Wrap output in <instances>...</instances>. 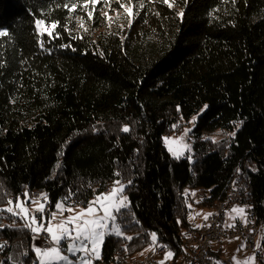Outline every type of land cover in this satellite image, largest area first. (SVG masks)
<instances>
[{"label": "trees", "instance_id": "obj_1", "mask_svg": "<svg viewBox=\"0 0 264 264\" xmlns=\"http://www.w3.org/2000/svg\"><path fill=\"white\" fill-rule=\"evenodd\" d=\"M73 2L70 14L65 0H0L9 34L0 37V208L25 191L46 193L48 213L69 191V203L87 202L119 171L133 181L125 236L105 237L98 264L145 255L151 232L176 261L192 226L191 193L206 189L199 204L208 208L238 176L264 220V0H125L133 15L119 6L123 20L96 37L77 19L92 24L97 12L88 19L90 2ZM34 16L59 25L43 48ZM194 116L191 163L171 157L162 138ZM31 245V232L0 214V262L36 264Z\"/></svg>", "mask_w": 264, "mask_h": 264}, {"label": "snow or ice", "instance_id": "obj_2", "mask_svg": "<svg viewBox=\"0 0 264 264\" xmlns=\"http://www.w3.org/2000/svg\"><path fill=\"white\" fill-rule=\"evenodd\" d=\"M91 3L93 7L87 10L88 19L94 20V13L97 11L95 5L98 0H83L85 6L87 3ZM135 2V0H132ZM164 4L168 7H172V3L169 0H162ZM71 7L68 8V5ZM105 7H110V0H105ZM120 8L128 14L129 17L133 15V9L126 6L124 3H120ZM64 7L68 9L71 14L74 9L77 8V4L73 0H65ZM105 17H108V12L102 13ZM180 16L183 13L179 14ZM129 26L132 21L129 19ZM59 25L57 22L46 23L45 19L34 16V28L39 39L41 48H43V33L41 29L47 32V35L55 39L51 31H47L50 27L51 29L57 28ZM81 27L83 23L81 22ZM7 30H0V37L8 36ZM207 108V106H205ZM179 110V106H178ZM197 117H193L191 123L195 125ZM242 123V122H240ZM240 123L235 125V131L228 133L231 138H235L236 131L239 130ZM176 127L175 125L173 126ZM122 132L128 133L130 128L125 126L121 129ZM191 129H185L184 134L178 139H172L165 137L164 145L167 151L173 155L174 158L179 159L183 155V152L179 147H173L174 144H182L183 149L190 151V147L183 143L185 137ZM209 139V137H205ZM213 143H218L214 138H211ZM64 153L61 152L60 155ZM190 159V157H189ZM60 164L56 165L59 168ZM240 169H237L239 173ZM114 177H117L112 181V186L107 192L97 193L93 189V198L87 202L80 203H69L73 198V193L68 192L67 196L58 200L55 203V211L48 213L47 204L48 196L43 194L42 201L32 200L30 192L25 191L21 196L15 197V200L8 199L6 201V208H0V214H10L12 218V226L14 227L18 222L24 225V229H27L32 234L33 243L31 245L30 251L34 253L36 264H94L95 260L101 259L100 246L105 239L106 235L114 234L117 237H122L124 232L123 225L121 223V216L124 215L125 211L130 207L129 197L126 195V189L133 183L132 180H128L125 184L119 177L122 175L119 171L113 173ZM32 202L38 204L34 212L29 214L28 203ZM39 214L37 216L36 214ZM47 213V215H46ZM68 213V215H64ZM238 214L241 219H244L245 226L247 225L246 219V209L245 207L234 206L230 213L228 214L231 219L235 220L236 217L231 214ZM211 213L204 216L207 220ZM60 219H57V217ZM191 218V217H190ZM234 227L235 225H231ZM201 227V225H197ZM23 230V229H22ZM44 235V239L48 242L49 246L41 248L37 246L34 241ZM151 237V244H158V236L155 232L149 233ZM132 237H127L128 241H131ZM238 239V237H237ZM264 243V241H262ZM163 248H167L166 245H160ZM245 245H242L237 251L243 250ZM261 247V244H257V249ZM3 250V246H0V251ZM127 251V248L125 249ZM29 253L26 250L21 255L27 256ZM142 254V253H141ZM174 253L171 250L166 251L164 259L159 262V264H165V262L171 258ZM71 257H75L72 260ZM15 260L13 257H9V264ZM234 264H254L255 261V250L253 256L248 257L246 260L240 262L233 257ZM4 264V262H0ZM15 264H20V261L16 260Z\"/></svg>", "mask_w": 264, "mask_h": 264}, {"label": "built area", "instance_id": "obj_3", "mask_svg": "<svg viewBox=\"0 0 264 264\" xmlns=\"http://www.w3.org/2000/svg\"><path fill=\"white\" fill-rule=\"evenodd\" d=\"M240 181L241 178L238 176L237 183L233 185V194H231V196H225V206L219 209L218 215H216V217H209L201 224V241L195 242V247L193 249L185 250V252L188 253L186 264H216L215 258L211 254L212 247H207V240H215V244H220L225 239H234L238 237L243 241L247 251L253 252L255 250L259 226L264 224V220L258 219L253 207L248 204L246 193H244ZM207 196L208 194L197 195L191 193V199L194 201H203ZM234 206L245 207L247 219L246 226L244 219H241L239 216L236 217L231 224L235 225L234 227L226 224L227 213H229ZM261 207L264 210V201ZM44 235L45 234H42L39 237L40 240L44 239ZM160 245L165 244L158 242L157 245H154L152 256L150 258H144L143 262L140 264H159L160 254L166 253L168 249ZM226 263H229V261Z\"/></svg>", "mask_w": 264, "mask_h": 264}, {"label": "rangeland", "instance_id": "obj_4", "mask_svg": "<svg viewBox=\"0 0 264 264\" xmlns=\"http://www.w3.org/2000/svg\"><path fill=\"white\" fill-rule=\"evenodd\" d=\"M124 1L125 0H110V7H105L104 6L105 0H98V3L95 5V8L97 9V11H95V12H97V14H98L97 21H94L91 24V23L87 22L88 21L87 20L86 21L87 24L86 25L83 24V26L86 27L90 33H93L92 35L94 37H96V35L98 33H100L103 29H107V28L111 27V22L113 19H115L116 21L117 20H121V21L123 20L122 19L123 15H122L121 11L119 10V5H120V3H125ZM90 7L91 8L93 7V5L91 3H90ZM103 12H108V17H105L102 14ZM81 22L83 23L82 19H77V26L81 27ZM95 25H101V26L95 27ZM102 25H104V26H102ZM47 31L53 32V29H51L49 27ZM41 32L43 33V35H47V32L44 31L43 28L41 29ZM192 119L189 121V123L187 125L183 126L179 132L164 135L163 138L169 137L172 139H178L180 136H182L184 134L185 129H192V126H193V124L191 123ZM163 138H162V143H163L165 150L167 151V148L164 145V139ZM212 138H214L215 140H218L219 134H217L216 136H214ZM183 143L187 144L190 147V151L184 150L182 144H174L173 147L174 148L179 147L181 149V151L183 152V155L181 156V158H187L189 160V162L192 163L194 161V151H193V147H192L191 131L185 137ZM170 155H171V157H173L172 154H170ZM189 157H190V159H189ZM110 188L111 187H109V189ZM31 199L35 200V199H33L32 195H31ZM41 202H43V201H41ZM190 203H191L190 204V213L188 215L189 216L188 219L191 223L195 222L197 224H200L202 222V220L204 219V216L206 215V211L208 210V208L203 207L201 204H199V203H201V201L191 200ZM27 207L29 210V214H31L32 212H34L35 208L38 207V204H34L30 201L28 203ZM229 213H227L226 222L233 220L228 215ZM36 215L39 216L38 213ZM46 215H47V213H46ZM64 215L66 216V215H68V213H64ZM231 215L235 216V217L239 216L238 214H235V213H232ZM57 219H60V217L58 216ZM109 235H114V234H109ZM122 236H125L124 233H122ZM262 241H264V224H261L259 226V231L257 233V239H256V244H255V261H254V264H264V243H262ZM32 243H33V240H32ZM34 243L37 246L43 248L42 244H41V240L39 237L34 241ZM258 243L261 244V247L259 249H257ZM242 245H244V243L241 240V238L225 239L220 244H217L215 246L212 245V249H216V247L221 249V254L218 257H215L216 264H234L233 257H236L237 261L242 262V261L246 260L248 257L253 256L254 251L249 252L245 249V247L243 248V250L238 252L237 250L240 249ZM101 248H102V244L100 246V251H101ZM71 259L75 260L76 258L71 257ZM98 261H99V259L95 260L94 264H98ZM227 261H229V263H226Z\"/></svg>", "mask_w": 264, "mask_h": 264}, {"label": "bare ground", "instance_id": "obj_5", "mask_svg": "<svg viewBox=\"0 0 264 264\" xmlns=\"http://www.w3.org/2000/svg\"><path fill=\"white\" fill-rule=\"evenodd\" d=\"M236 183H237V180L234 184H236ZM233 185H232L231 189L228 191V193L226 194V196H231V194H233ZM109 190L110 189L107 188L104 192H107ZM192 194L204 195V194H208V192L206 189L199 188V189L195 190L194 192H192ZM32 197L35 200L41 201V197L37 196L36 194H33ZM222 206H225V198L222 201L217 202L214 205L208 207V213L212 214L209 217H216V215H218V213H219V209ZM188 235L186 237L185 249H184L183 254L176 261H174L172 258H169L165 263L186 264V261L188 260V253H186L185 250L193 249L195 247V242L201 241L200 227H196V226L192 225L188 231ZM41 244H42V247H48L49 246L48 242L45 239H41ZM214 244H215V240H207V247H212V245H214ZM153 246L154 245L151 244L148 252L145 255L131 261L130 264H140L143 262L144 258H150L153 254ZM166 251H168V249ZM165 254L166 253L160 254V261H162L164 259Z\"/></svg>", "mask_w": 264, "mask_h": 264}, {"label": "crops", "instance_id": "obj_6", "mask_svg": "<svg viewBox=\"0 0 264 264\" xmlns=\"http://www.w3.org/2000/svg\"><path fill=\"white\" fill-rule=\"evenodd\" d=\"M206 214H208V210L206 211ZM204 220L205 219H203L200 224H197V223L194 222V223H192V225L197 227V225H201ZM232 223H233V220H230L229 222H226L227 225H231ZM215 245H217V244H214V246ZM211 251H212L213 254H215V257H218L221 254V249L217 248V247H216V249H212Z\"/></svg>", "mask_w": 264, "mask_h": 264}]
</instances>
